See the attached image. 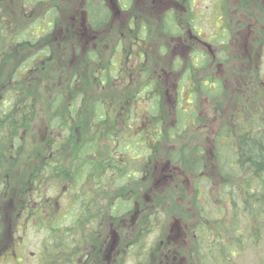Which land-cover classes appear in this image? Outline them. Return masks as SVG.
<instances>
[{
    "label": "trees",
    "instance_id": "1",
    "mask_svg": "<svg viewBox=\"0 0 264 264\" xmlns=\"http://www.w3.org/2000/svg\"><path fill=\"white\" fill-rule=\"evenodd\" d=\"M120 1L122 7L127 8L129 3ZM171 1L156 2L153 12L160 14L161 31L171 40L181 37L190 40L191 45L185 44L187 48L182 55L173 54L170 63L157 74L154 72L150 82V68L138 69L134 73L136 75L124 74L127 91L120 90L116 101L105 93L110 82L106 70L92 73L91 82L98 92L87 97L82 92V84L78 83L77 72L72 74L73 68L69 66L58 67L64 65L59 60L64 59L67 64L71 55L88 56V61L92 62L91 57L97 54V49H88L82 56L79 46L69 47L70 40L60 45L53 28L60 19V9L55 8L57 0H19L21 16L14 24L5 25L6 19L0 10V25L3 27H0V170L11 163L18 164L22 158L26 177L33 182V190L40 191L41 220L38 228L41 231L40 225L44 222L52 225L49 232L54 237L47 241L49 254L58 255L61 261L64 256L60 252L71 249L74 263H77L82 253L77 252L74 256L71 244L65 239L69 237L71 227L75 229L76 217L79 214L83 218L88 216L90 202L96 201L99 195L108 196L107 181L112 182L116 192L112 195L111 190L109 200L96 201V205L108 202V220L121 225L135 213L140 212L141 216V221L131 224L127 232L119 229L113 234L108 233L107 243L112 245L116 241V250L121 257L142 261L149 259L151 250L142 234L149 235V222L155 218L149 215L147 208L146 211L138 210V203L139 208L143 206L138 202V188L144 186L141 184L143 180L145 184L149 183L152 164L160 166L156 171L160 174L156 179L159 186L169 176H175L177 170L192 181L194 196L189 204L193 203V211L208 221H212L213 213L222 209L216 204L213 208L207 206L209 212L201 208V204H206L201 198L206 199L210 195L213 180L210 173H215L216 179L230 180L243 172L258 179L264 172V131L246 126L245 122L238 124L242 129L233 139L228 125L222 124L209 144L204 145L192 138L183 140L187 128L201 122V117L187 106L195 104L194 98L199 93L212 100L221 97L223 86L221 80L213 76H204L199 87L193 81L190 87L184 85L191 80V72L216 62V59L212 56L210 62H206V56L197 50L200 45L208 49L209 46L198 43L202 40V27L195 0H189L186 13L179 18ZM81 10L84 11L86 25L93 30L104 26L114 16V11L107 4L93 0H84ZM179 22L187 29L185 32H194L195 36L186 38L185 32L182 33L177 26ZM127 26L133 32L131 24ZM215 28L211 29L209 36L211 43L225 45L231 40V32L224 23ZM77 36L84 41L78 32ZM166 53L170 54L164 46L160 54ZM4 54H13L16 61L12 60L13 64L8 68L3 66ZM219 58V62L228 60L221 54ZM55 66L60 68L59 71ZM117 69L127 72V66L118 65ZM55 75L60 76L58 81ZM51 86L55 87L53 91H49ZM167 96L173 100L164 113V98ZM163 117L165 123L161 120ZM224 137L229 139V143L221 140ZM172 138L179 144L168 148L161 157L157 155L158 145ZM51 190L61 193L53 196L57 199L55 203L50 196ZM126 190L129 198L122 197ZM225 190H215L212 195L216 200L225 201V197L231 198V192ZM62 198L65 203L63 211L59 202ZM182 214L188 216V211ZM142 219L144 230L140 229ZM188 220L198 225L195 216ZM232 221L233 218L229 217V222ZM121 257H116L117 264H126Z\"/></svg>",
    "mask_w": 264,
    "mask_h": 264
},
{
    "label": "rangeland",
    "instance_id": "2",
    "mask_svg": "<svg viewBox=\"0 0 264 264\" xmlns=\"http://www.w3.org/2000/svg\"><path fill=\"white\" fill-rule=\"evenodd\" d=\"M112 1L110 5L116 7V0ZM171 2L173 5L175 4L177 17H182L186 13L189 0H172ZM128 3L127 8L126 6L121 9L118 7L120 11L116 12V15L104 26L95 32H86L89 36L93 33L94 40L88 38L85 41L86 37L81 36L80 38L84 40L81 41L77 36V27L82 17L80 11H82L84 0H57L55 8L60 9L58 12L60 19L53 28L56 31L55 38L60 45L70 40L69 47L79 46L82 56L83 52L88 49H97V54L91 57L92 62L88 61V56L81 58L78 55L69 56L70 62L67 64L64 59L59 60L63 61L64 65H58V67L69 66L73 68L72 74L77 72L78 83L82 84V92L87 97L98 92L97 87H94L91 82L93 72L106 70L110 82L105 93L109 99L116 101L120 96V90L127 91L125 85L127 77H124V74L136 75L134 73L138 69L150 68V82V77L154 72L157 74L165 64L168 65L173 54L180 53L182 55V52L187 48L185 44H190V40L182 39V37L171 40L163 35L160 14L153 12L156 2L150 4V0H130ZM194 6L200 14L199 20L202 27L200 32L202 40H198V43L209 46L208 49L200 45L201 48H197V50L206 56V62H210L212 56L216 62L191 72L189 76L191 80L184 85L186 88L190 87V83L193 81L192 83L199 87V82L203 80L204 76L218 77L223 86V95L212 100L199 93L194 98L195 104L188 105L187 108L194 110L197 116L201 117V122L197 126L187 128L182 136L183 140L192 138L201 141L204 145L209 144L222 124L228 125L232 139L236 137V132L242 129L238 124L241 125L243 122L246 126L264 131V0H195ZM0 10L6 19L5 25L19 21L21 16L19 0H0ZM128 23L134 29L133 32L128 29ZM181 23L179 22L177 26L184 33L187 29ZM222 23L229 28L231 40H228L225 45L211 43V37H209L212 34L211 29L215 30V27ZM0 27L3 29L1 25ZM192 33L185 32V37L190 39L191 36H195L194 32ZM169 39L170 41H168ZM196 39L194 40L196 41ZM164 46L169 49L170 54L166 53L162 56L160 49ZM117 48H119L120 54ZM4 52L11 51L4 50ZM220 54L228 57V60L219 62ZM12 57L13 54L3 55L4 67L8 68L13 64V61L16 62ZM118 65L123 68L127 66V72L116 70ZM58 67H54L56 71H59ZM55 70L54 72L57 73ZM111 70L116 73L112 74ZM118 75L119 77H117ZM58 77L60 76L55 75L57 81ZM54 88L51 86L49 91H53ZM172 100L171 96L164 98L163 107L165 105L166 108H164V113L168 110L169 105H172ZM161 120L164 121V117ZM221 140H226L229 143L228 138ZM164 143L163 145L159 144L157 148L156 154L160 157L168 148L179 144L175 143L173 138ZM159 169L158 164L155 166L152 164L149 167L152 172L149 173V183L145 184L143 180L141 184L144 186L138 188L140 190L138 202L143 205L139 208L138 203V210L146 211L147 208L149 215L155 218L149 219L151 228L149 235L142 234L151 248L149 259L134 261L129 256L126 258L125 256L121 257L120 254H112L115 258L121 257L122 262L126 261V264H264V172L258 179L251 174L247 176L246 172H243L230 180L216 179L218 176L215 173H210V176H213L212 185L209 188L210 195L206 199L201 198L202 202L207 204H201V208L209 212L207 206L213 208V205L216 204L222 209L213 213L212 221H208L198 212L193 211V203L189 204L194 196L192 181L185 177L182 171L177 170L174 177L169 176L166 182L160 183L159 186L156 183V179L160 175L156 171ZM211 169L213 170V167ZM32 183V180L26 177L22 158L18 164L11 163L0 170V195L3 193L0 196V205L6 204L1 220L7 226L0 234V252L6 245L11 246L18 239L20 240L19 228H24L27 220V217H24V220L22 218L24 211H21L19 216L21 204L26 203L28 196L25 195L34 189ZM105 186L108 187V196L105 195V198L109 200L111 190H113L112 195L116 191L113 189L112 182L107 181ZM222 188H226V192H231V198L230 196L225 197V201L219 199V202L218 198L216 200L212 194L213 191L217 192ZM101 193L104 194V192ZM50 194L54 199L53 203L57 201L55 197L61 195L56 190ZM122 197L129 198L127 190ZM105 198L99 195L96 201L102 202ZM96 201L90 202L91 211L86 218H83L81 214L76 217L75 229L71 225V233L65 239L71 244L74 256L77 252H81L83 255L89 252L90 261L94 260L96 252L101 250L103 244L107 248L108 233L113 234L119 229L127 232L131 224L141 221L140 212H138L123 221L121 225H114L106 216L108 202L96 205ZM59 202L60 205L62 204V211L65 210L64 199L62 198ZM41 211L43 212V210ZM186 211H188V216L182 214ZM26 212L33 213L32 209H27ZM32 216L34 217L33 214L30 217ZM194 216L196 220L198 219V225L188 220ZM229 217L233 218L232 222H229ZM37 219L40 222L41 213ZM33 222L34 218L30 220L31 227H33ZM208 222L213 223L209 224ZM51 226L50 223L44 222L40 225L41 231L38 228L36 231L30 229L26 232L24 237L29 252H25V264L34 263L32 251L38 250L40 246L42 264H59L58 262L65 264L66 252H60L64 256L63 261L58 255L49 254L50 245L47 241L49 242L48 238L54 237L52 232H49ZM144 226L142 219L140 229L144 230ZM61 230L64 231V229ZM99 243L101 244L98 246ZM116 249L117 247H113L110 251L113 252ZM82 254L78 256L76 264H82V259H84ZM74 261L73 257V264H75ZM100 264H117V261L115 263L112 256L102 257Z\"/></svg>",
    "mask_w": 264,
    "mask_h": 264
},
{
    "label": "flooded vegetation",
    "instance_id": "3",
    "mask_svg": "<svg viewBox=\"0 0 264 264\" xmlns=\"http://www.w3.org/2000/svg\"><path fill=\"white\" fill-rule=\"evenodd\" d=\"M93 1L102 2L103 4H107L109 6V8L114 11L113 12L114 15H116V12L120 11V9L122 8L120 0H116V2H117L116 7H113L110 5L113 2L112 0H93ZM122 1H124V3H128L130 0H122ZM159 1H161V0H150V4H153L154 2H159ZM118 7H120V9ZM81 15H82V17H81V20H80L79 25L77 27L78 34L81 35L82 37H86V39H84L85 41H87L88 38H92V40H94L93 33H91L89 36L88 34H86V32L87 31L95 32L96 30H93L86 25L84 11H80V16ZM79 31H82V32L79 33ZM29 194L25 195V196H28V198L26 199L25 204L24 203L21 204L22 208L20 209V214H19V216H20L21 211H24V214H23L24 216L22 217L23 220H24V217L25 218L27 217L25 227L19 228L18 235L20 236L19 237L20 240L18 239V241L16 243L14 242L13 244H11V246L6 245L4 248H2V250L0 252V264H25V261H26L25 252L26 253L29 252V247H28V244L26 246L24 235L30 229H34L35 231L38 229L39 219H37V217L38 218L40 217L39 208H40V204H41L40 191L39 190H31V192ZM1 195H3V193ZM5 205L6 204H4L2 206L0 205V234H2L3 230L7 228L6 224L1 220V215H3V210L5 211ZM27 209L28 210L34 209V211H32L33 213L26 212ZM25 213H26V215H25ZM32 214L34 215V217L33 216L30 217ZM32 218H34L33 227H31L29 224L30 220ZM100 244L101 243H99L98 246ZM116 244H117V242L114 241L112 243V245H110V246L108 245L107 248L103 244L101 247V250L99 252L98 251L96 252V256L94 257V260H92V261H90L89 254H88L89 252H86L83 256L84 264H100L102 257H110V256H112V258L114 259V261L116 263L117 259L112 254H119V252L117 250H114L113 252L110 251L111 248L118 247V246H115ZM32 252L33 253L31 255L34 259L33 264H42L41 246L38 250H33ZM66 253H67V258H66L65 264H73V262H72L73 261L72 250L69 249ZM170 253H171V250L168 252V254L170 255ZM43 256H45V255H43Z\"/></svg>",
    "mask_w": 264,
    "mask_h": 264
}]
</instances>
